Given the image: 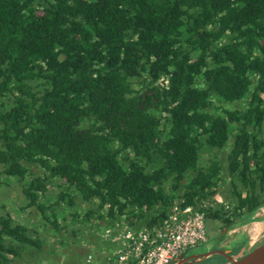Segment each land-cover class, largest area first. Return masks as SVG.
<instances>
[{
  "label": "trees",
  "instance_id": "obj_1",
  "mask_svg": "<svg viewBox=\"0 0 264 264\" xmlns=\"http://www.w3.org/2000/svg\"><path fill=\"white\" fill-rule=\"evenodd\" d=\"M0 196V264L89 242L107 264L103 228L176 201L253 221L264 0H0Z\"/></svg>",
  "mask_w": 264,
  "mask_h": 264
},
{
  "label": "built area",
  "instance_id": "obj_2",
  "mask_svg": "<svg viewBox=\"0 0 264 264\" xmlns=\"http://www.w3.org/2000/svg\"><path fill=\"white\" fill-rule=\"evenodd\" d=\"M178 203L176 201L168 217L153 228L135 229L127 222L129 219L103 228L99 234L112 244L111 249L102 253L108 264H173L181 254L203 245L207 240L206 209L210 204L199 206L205 209L200 210ZM226 207L229 208L227 204ZM94 255L89 254L88 263L94 262Z\"/></svg>",
  "mask_w": 264,
  "mask_h": 264
},
{
  "label": "rangeland",
  "instance_id": "obj_3",
  "mask_svg": "<svg viewBox=\"0 0 264 264\" xmlns=\"http://www.w3.org/2000/svg\"><path fill=\"white\" fill-rule=\"evenodd\" d=\"M219 106H223L226 107V105L224 103H220L218 102ZM235 104H233L232 108H235ZM220 192L217 193L216 197H215V201L219 204H222L224 206H226V204L229 206L228 203H226V199H225V195L228 193L227 190H225V188L222 186L219 190ZM6 199L4 200H12L13 198V194L11 193V190L6 191V193L4 194V196H6ZM2 196H0L1 199ZM221 198V199H220ZM227 198V195H226ZM3 201V200H2ZM0 201V202H2ZM178 202V201H177ZM178 205H181V202L178 203ZM211 207V205H210ZM196 209L199 208V206L195 207ZM226 211H230L231 212V207L229 206V208L225 207ZM259 215L256 216L254 218L253 221L247 223L245 228H244V232L246 234V236L249 238L248 241H252L253 243L256 242L257 240H259L260 235L263 233L264 231V207L260 208L259 210ZM22 217L18 216L17 220H21ZM223 224V223H222ZM224 225V224H223ZM225 226V225H224ZM224 226H222L221 224H217L212 218H210L207 215V228H209L214 236H218V234L220 235L221 232H223ZM239 227V226H237ZM239 232V231H238ZM238 232L236 234H238ZM235 235V234H233ZM229 237V235H228ZM228 239V238H227ZM261 240V239H260ZM57 243H59L58 241H56L55 239L52 240L51 244L56 245ZM260 242H258L257 244H259ZM58 247V246H57ZM203 250H206L207 246L206 244L202 245L201 247ZM98 250V246L95 245L94 243H86V245L84 247H73L70 243L63 246L60 251H57L55 255H50L49 259H47L46 257L42 256V257H38V256H34L33 254L30 255H26L24 253V257H20L18 259H15L14 261H11L9 264H77V262L79 264H82L83 260H80L81 258L77 257L75 254H79V255H83L85 256V254H89V252L91 251L94 252V254L96 253V251ZM190 252L195 251L194 250H189ZM75 255V256H74ZM71 256H74L72 259L70 258ZM52 258H54V260L52 261ZM96 258H97V254H96ZM95 258V260H96ZM37 260V261H36ZM94 260V262H95ZM56 261V262H55ZM85 264H87V258L84 260ZM216 261V259H213L212 262H210L211 264H213Z\"/></svg>",
  "mask_w": 264,
  "mask_h": 264
},
{
  "label": "flooded vegetation",
  "instance_id": "obj_4",
  "mask_svg": "<svg viewBox=\"0 0 264 264\" xmlns=\"http://www.w3.org/2000/svg\"><path fill=\"white\" fill-rule=\"evenodd\" d=\"M259 214H260L259 211H257L254 214L253 218L258 216ZM214 221L217 224H221L222 226L224 225L225 226H224L223 232H221L220 235L218 234L217 237L214 236L212 231L208 228L207 240L204 243L207 246L206 250H203L201 248L202 245L197 246L191 249V250L195 249V251L193 252L187 251L186 253L181 254L173 264L178 262L182 255H185V259H186V258L192 257V255H196V254L203 255V254H206L212 251H222L224 252V254L212 255L205 259H203V257L201 259L191 258L185 261L184 264H211L210 262H212L213 259H216V261L213 264H233L231 261V258L235 260H240L244 256H246L248 253H250L252 250H254L257 246L264 243V231L260 235L259 240H257L256 242L253 243L252 241L250 242L248 241L249 238L246 236L244 232V228L248 226L246 224L249 223L250 221L245 222L244 224L235 225L234 227H231L229 224H227L223 220H214ZM237 232L238 234H236ZM258 242L260 243L257 244Z\"/></svg>",
  "mask_w": 264,
  "mask_h": 264
},
{
  "label": "water",
  "instance_id": "obj_5",
  "mask_svg": "<svg viewBox=\"0 0 264 264\" xmlns=\"http://www.w3.org/2000/svg\"><path fill=\"white\" fill-rule=\"evenodd\" d=\"M217 254H224V252L212 251V252H208V253L203 254V255H201V254L192 255V257L186 258V259H185V255H182L180 257L179 261L176 262L175 264H184L185 261H187L191 258L192 259H201L203 257V259H205V258H208L212 255H217ZM231 261L233 264H264V243L257 246L254 250H252L250 253H248L246 256H244L242 259L235 260V259L231 258Z\"/></svg>",
  "mask_w": 264,
  "mask_h": 264
},
{
  "label": "bare ground",
  "instance_id": "obj_6",
  "mask_svg": "<svg viewBox=\"0 0 264 264\" xmlns=\"http://www.w3.org/2000/svg\"><path fill=\"white\" fill-rule=\"evenodd\" d=\"M221 199V198H220ZM219 204V203H218ZM219 206H221V205H219ZM226 207V206H225ZM95 257V256H94ZM108 264V263H107Z\"/></svg>",
  "mask_w": 264,
  "mask_h": 264
}]
</instances>
